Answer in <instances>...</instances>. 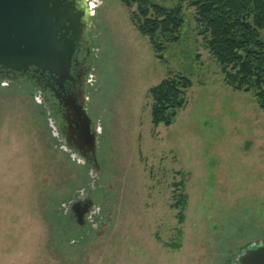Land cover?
<instances>
[{"label": "rangeland", "instance_id": "rangeland-1", "mask_svg": "<svg viewBox=\"0 0 264 264\" xmlns=\"http://www.w3.org/2000/svg\"><path fill=\"white\" fill-rule=\"evenodd\" d=\"M90 1L100 168L56 147L30 85L0 82V264L231 263L264 241V110L226 84L188 0H154L185 15L162 58L133 19L136 3ZM178 74L193 82L187 104L155 126L149 91ZM89 186L102 213L72 243L62 203Z\"/></svg>", "mask_w": 264, "mask_h": 264}, {"label": "trees", "instance_id": "trees-1", "mask_svg": "<svg viewBox=\"0 0 264 264\" xmlns=\"http://www.w3.org/2000/svg\"><path fill=\"white\" fill-rule=\"evenodd\" d=\"M196 9V22L204 35L205 46L219 64L226 84L244 93H253L264 110V0H188ZM133 12L140 33L147 37L162 58V38L177 40L185 25L183 5L166 7L154 0H123ZM193 87L190 78L178 74L162 80L149 91L153 99L152 121L155 126L174 124L187 104V93ZM183 181L176 185H183ZM188 197L178 201L183 210ZM185 214H180V221ZM64 233L72 243L85 229L66 224ZM90 229V228H89ZM88 229V230H89ZM77 241V242H76ZM82 241V240H81Z\"/></svg>", "mask_w": 264, "mask_h": 264}, {"label": "water", "instance_id": "water-1", "mask_svg": "<svg viewBox=\"0 0 264 264\" xmlns=\"http://www.w3.org/2000/svg\"><path fill=\"white\" fill-rule=\"evenodd\" d=\"M79 5L78 0H0V69L24 72L35 66L61 87L72 79L73 57L93 15L92 8L85 12ZM80 117L83 123L73 132L81 146L89 145L98 172L100 128L92 134L87 111ZM229 264H264V241L247 244Z\"/></svg>", "mask_w": 264, "mask_h": 264}, {"label": "flooded vegetation", "instance_id": "flooded-vegetation-1", "mask_svg": "<svg viewBox=\"0 0 264 264\" xmlns=\"http://www.w3.org/2000/svg\"><path fill=\"white\" fill-rule=\"evenodd\" d=\"M78 1H80L78 8L91 13L92 4L90 0ZM93 15L87 18V23L91 26L85 29L84 40L77 46L73 57L70 72L72 79H68L62 87L48 71L43 72L35 66H31L24 72L1 68L0 82L8 86L18 81L30 85L33 88V93L37 94L35 95L37 102L45 110L52 135L56 139V147L69 158L81 160L85 165L96 170L97 167L92 160L94 155L89 152V145L81 146L79 137L73 132V129H78L83 123L80 117L82 110H86L91 119L89 123L91 133H96L98 128L89 109L90 85L93 77L91 72L93 70L91 48L93 38H91L90 33L93 25L90 19ZM86 190L89 191V194L83 192L80 195L85 197L80 198V200L62 203L66 224L78 231L85 228L89 229L91 225L94 226L102 213L93 194L94 187L89 186ZM77 194L74 196L76 197Z\"/></svg>", "mask_w": 264, "mask_h": 264}]
</instances>
